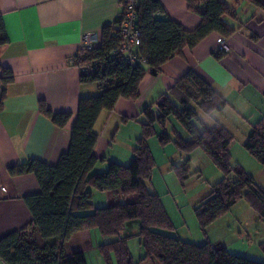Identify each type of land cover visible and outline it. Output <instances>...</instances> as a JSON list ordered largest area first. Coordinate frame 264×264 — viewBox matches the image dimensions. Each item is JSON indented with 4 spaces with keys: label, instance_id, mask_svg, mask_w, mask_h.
I'll list each match as a JSON object with an SVG mask.
<instances>
[{
    "label": "trees",
    "instance_id": "obj_1",
    "mask_svg": "<svg viewBox=\"0 0 264 264\" xmlns=\"http://www.w3.org/2000/svg\"><path fill=\"white\" fill-rule=\"evenodd\" d=\"M247 1L264 9L260 0ZM186 2L201 19L192 30L169 18L159 0H136L135 26L139 45L135 53L144 63L132 66L125 56L111 55L120 43L118 25L122 11L113 24L102 28L96 46L78 50L74 63L80 68L81 81L95 82L99 93L79 99L68 149L55 164L29 159L8 168L12 176L33 174L39 191L24 197L31 221L0 238V258L6 264H87L82 249L68 253L65 244L74 233L90 229L114 237L101 245V251L105 256L113 252L116 264H145L147 261L151 264H264V261L231 254L220 242L212 243L207 238L200 243L190 242L160 231L169 228L170 222L159 196L145 184L153 164L148 139L156 136L162 145L171 141L165 128L170 116L188 134L182 137L176 132L173 137L180 152L188 154L201 147L225 174L231 171L226 156L230 132L216 121L213 127H207L193 106L204 114L213 115L225 107L226 101L195 73L187 72L166 94L142 110L145 122L129 164L110 161L105 171L91 172L97 161L92 153L97 140L93 126L101 111L112 110L120 98L136 100L146 67L157 75L161 65L179 54L183 47H193L212 32L223 38L233 32L223 20L232 8L222 0ZM162 14L164 16L160 17ZM7 42L0 14V47ZM223 54L219 51L215 56L221 58ZM0 70L3 100L5 87L13 76L1 65ZM39 111L58 127H64L71 117L68 112L50 111L42 102ZM243 146L264 164V120L252 126ZM175 169L181 179L188 177L186 161ZM233 170L235 178H223L213 185L210 195L195 208L201 229L227 212L240 197L264 217V188L242 168L237 166ZM92 189L109 192L112 203L94 207ZM130 194L136 197L132 201H122ZM127 226H137L136 235L143 249V254L137 258L128 247L131 232L126 231ZM260 247L264 250V241Z\"/></svg>",
    "mask_w": 264,
    "mask_h": 264
},
{
    "label": "crops",
    "instance_id": "obj_2",
    "mask_svg": "<svg viewBox=\"0 0 264 264\" xmlns=\"http://www.w3.org/2000/svg\"><path fill=\"white\" fill-rule=\"evenodd\" d=\"M159 1L165 14L185 29L192 30L200 23V16L188 8L186 0ZM222 1L232 8L223 16L233 28L229 36L212 32L193 47H183L161 65L157 75L146 67L136 100L120 98L112 110L100 112L93 126L97 140L92 153L97 161L91 172L105 171L110 161H131L145 122L142 110L187 72L198 75L226 101L225 107L213 114L214 122L226 129L244 122L243 113H262L264 9L247 0ZM121 11L117 0H0L8 38L0 47V65L13 76L1 100L0 70V238L31 221L24 197L39 191L33 174L12 176L8 168L29 159L53 165L67 151L79 99L99 93L95 82L81 81L80 68L74 63L81 37L84 33L100 34ZM222 39L226 49L220 47ZM219 51L224 54L216 58ZM41 102L52 112L70 113L67 124L54 125L39 111ZM262 120L264 116L250 123ZM91 191L94 207L112 203L109 192ZM96 198L100 202H95ZM205 238L213 241L207 235ZM89 239L90 230L74 233L65 244L66 252L81 249L80 243ZM0 264L6 263L0 258Z\"/></svg>",
    "mask_w": 264,
    "mask_h": 264
},
{
    "label": "rangeland",
    "instance_id": "obj_3",
    "mask_svg": "<svg viewBox=\"0 0 264 264\" xmlns=\"http://www.w3.org/2000/svg\"><path fill=\"white\" fill-rule=\"evenodd\" d=\"M193 106L202 122L207 127H213V115L204 114L196 105ZM261 112L243 113L240 116L245 117L244 122L229 125L230 142L226 156L231 171L228 174H225L201 147L188 154L177 149L173 141L176 132L182 137H187L188 134L175 118L170 116L165 124L166 131L172 138L169 143L162 145L156 136H152L148 143L153 164L150 178L146 179L145 184L148 190L159 196L168 215L170 227L160 229L163 234L190 242L203 240L207 235L212 238V242H221L231 254L264 261V250L260 247L264 241V217H260L244 197H240L227 212L204 229H201L195 214V208L210 195L213 185L223 178H235L233 169L237 166L248 173L258 186L264 188V164L258 162L243 146L253 126L251 123L264 116V108ZM184 161L188 177L181 179L175 167ZM129 162L123 164L127 165ZM135 197V194H130L122 201H132ZM94 200L100 202L97 198ZM126 231L131 232L128 247L137 258L143 254L139 237L136 235L137 226H127ZM113 239L112 236H103L98 229H90V239L87 243H80L86 263L116 264L113 252L105 256L101 251V245ZM145 264L151 263L147 261Z\"/></svg>",
    "mask_w": 264,
    "mask_h": 264
},
{
    "label": "built area",
    "instance_id": "obj_4",
    "mask_svg": "<svg viewBox=\"0 0 264 264\" xmlns=\"http://www.w3.org/2000/svg\"><path fill=\"white\" fill-rule=\"evenodd\" d=\"M122 8V20L118 25V36L120 38L119 46L111 52L112 56L121 54L125 56L127 63L132 66L136 63H144V60L135 53L139 45V33L135 26V7L136 0H117ZM99 43V34L84 33L82 35L79 49H91ZM221 49H226V44L222 39L220 41Z\"/></svg>",
    "mask_w": 264,
    "mask_h": 264
}]
</instances>
